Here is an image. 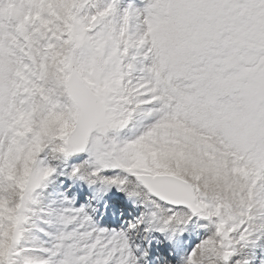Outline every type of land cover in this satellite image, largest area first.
I'll return each mask as SVG.
<instances>
[{
  "label": "snow or ice",
  "instance_id": "snow-or-ice-1",
  "mask_svg": "<svg viewBox=\"0 0 264 264\" xmlns=\"http://www.w3.org/2000/svg\"><path fill=\"white\" fill-rule=\"evenodd\" d=\"M0 264H264V0H0Z\"/></svg>",
  "mask_w": 264,
  "mask_h": 264
}]
</instances>
